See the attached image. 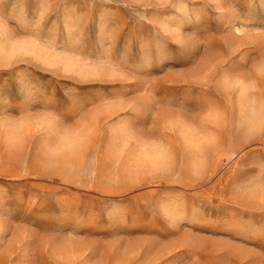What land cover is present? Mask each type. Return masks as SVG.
<instances>
[{"label":"rangeland","instance_id":"obj_1","mask_svg":"<svg viewBox=\"0 0 264 264\" xmlns=\"http://www.w3.org/2000/svg\"><path fill=\"white\" fill-rule=\"evenodd\" d=\"M0 264H264V0H0Z\"/></svg>","mask_w":264,"mask_h":264},{"label":"bare ground","instance_id":"obj_2","mask_svg":"<svg viewBox=\"0 0 264 264\" xmlns=\"http://www.w3.org/2000/svg\"><path fill=\"white\" fill-rule=\"evenodd\" d=\"M240 110L245 113L244 118L242 120L244 124H251L252 122H254L256 114L253 103H248V100L242 101V104L240 105Z\"/></svg>","mask_w":264,"mask_h":264}]
</instances>
